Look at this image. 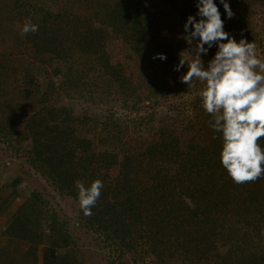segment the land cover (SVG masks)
Returning <instances> with one entry per match:
<instances>
[{
  "label": "trees",
  "instance_id": "trees-1",
  "mask_svg": "<svg viewBox=\"0 0 264 264\" xmlns=\"http://www.w3.org/2000/svg\"><path fill=\"white\" fill-rule=\"evenodd\" d=\"M161 1L186 22L201 18L198 0ZM214 2L230 38H264V0H227L232 18ZM146 4L0 0V139L20 148L23 126L35 166L70 197L110 264H264V177L237 184L223 167L222 133L210 126L203 83L182 82L187 64L176 70L195 52L177 46ZM29 17L38 31L22 34ZM75 17L89 21L88 33L72 31ZM210 50L201 53L205 68ZM158 53L167 58L154 59ZM61 95L72 101L52 106ZM80 99L95 106L93 121L75 108ZM259 143L264 150V138ZM96 152L121 172L108 174L85 216L75 182H93L84 170ZM21 195L10 212L9 196L0 198L8 217L0 264H64L59 249L67 264H85L69 221L45 195L37 188Z\"/></svg>",
  "mask_w": 264,
  "mask_h": 264
},
{
  "label": "clouds",
  "instance_id": "clouds-1",
  "mask_svg": "<svg viewBox=\"0 0 264 264\" xmlns=\"http://www.w3.org/2000/svg\"><path fill=\"white\" fill-rule=\"evenodd\" d=\"M221 2L232 18L234 13L227 0ZM197 7L201 18L189 15L184 25L186 34L181 37L189 45L198 38L195 56L190 61L180 58L176 70L187 64L182 82L190 85L195 77L203 83V107L212 114L214 123L210 121V126L222 133L221 163L232 180L237 184L254 182L264 177V150L259 143L264 138V60L257 57L254 42L230 38L214 0H198ZM37 31L38 25L26 18L22 34ZM214 43L218 50L205 68L201 53L206 54ZM155 58L167 57L158 53ZM75 186L84 215L91 216L90 209L101 195L102 181L86 186L77 180Z\"/></svg>",
  "mask_w": 264,
  "mask_h": 264
},
{
  "label": "rangeland",
  "instance_id": "rangeland-1",
  "mask_svg": "<svg viewBox=\"0 0 264 264\" xmlns=\"http://www.w3.org/2000/svg\"><path fill=\"white\" fill-rule=\"evenodd\" d=\"M143 2L147 3L146 6L149 10L152 6L154 7V15L165 24L163 27L164 30L170 34L177 46H182L188 52V54L196 52L194 48L198 42V38L193 40L192 45H189L185 39L181 38L186 34L184 28L186 21L177 14L178 12L176 13V11H172L170 8H167L161 0H143ZM257 17L262 18L261 14H258ZM72 19V25H77V29L73 28L72 31H74L77 36H79L80 33L82 34L84 32H89L88 20L77 17ZM255 22L261 23L262 25L264 23L257 19ZM89 37L90 36H87V38ZM255 40L256 38H253L248 42L255 43L257 57L264 60V38L260 37V40L256 42ZM120 42L121 40H114V43ZM205 47L208 46L205 45ZM210 49L212 55L215 56L218 50V44L214 43ZM119 63L125 66L126 69L130 68V63L128 61L123 60V62L119 61ZM70 101L72 100L61 95L53 100L52 106H63L64 103ZM74 101L75 108L78 110L84 108L87 111V115L91 118L90 121H93V118H95L94 116H96L95 106L81 99ZM23 131V126H21L18 130V134H16V138L20 139V148H13L12 146L6 147L5 143L0 139V162L6 161L10 163V167L7 169L3 167L2 164H0V198L6 196V194L9 196L7 210L10 212L11 209L13 210V208L19 204L22 193L25 194L30 189L37 188L45 195L50 204L59 212L60 216L69 221L73 236L78 239L77 242L82 245L83 250L85 251V264H110L106 260V257L102 255L99 248L100 246L94 243L96 236L93 234V232L89 231L83 226H80L79 219L75 217L76 207L71 202L70 197L66 194H63L62 189L57 187L54 181L47 178V175L42 170H40L39 167H36L38 163L33 162L29 152L28 145L30 144V138L27 134H24ZM11 148H13V150L16 151L18 155H16L13 151L12 154H10ZM96 154L97 152L91 156L85 166L84 175L89 181L100 180L102 183H104V181L108 179V174L120 176L121 170L119 169L118 164L112 165L111 168L108 166L110 164L108 159L98 157ZM17 187L22 189V192L19 195L16 192ZM7 219L8 217L6 213L0 215V231L7 227ZM6 236L7 234L3 236L1 235L2 238ZM58 253L62 263L67 264V262H65V249H59ZM149 259V257H146L144 262L150 263ZM124 260L125 258L118 259V264H122ZM124 264L129 263L124 261Z\"/></svg>",
  "mask_w": 264,
  "mask_h": 264
}]
</instances>
